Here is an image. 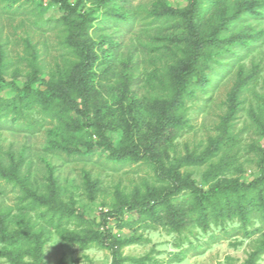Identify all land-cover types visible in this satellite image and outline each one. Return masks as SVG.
Segmentation results:
<instances>
[{
	"label": "rangeland",
	"instance_id": "obj_1",
	"mask_svg": "<svg viewBox=\"0 0 264 264\" xmlns=\"http://www.w3.org/2000/svg\"><path fill=\"white\" fill-rule=\"evenodd\" d=\"M64 1L94 42V60L85 72L89 85L82 88L89 115L72 113L69 126L38 105L0 115V169L15 170L14 178L0 176V228L39 236L43 264H113L108 249L83 242L104 232L126 241L120 264H264V250L258 253L264 219L258 212L247 224L227 218L200 226L195 220L198 207L212 209V200L201 199L213 185H256L264 172V0L204 4L199 31L210 33L226 21L218 35L224 41L201 50L204 80L194 78L189 94L167 114L175 76L194 41L172 13L189 0ZM244 1L260 5L230 21ZM62 16L59 4L49 0H0L7 64L0 101L13 100L12 84L21 89L30 78L33 50L42 79L76 87L79 58L66 38L78 29L67 27ZM166 116L172 127L157 138ZM99 134L140 158L120 161ZM179 178L194 182L197 198L189 190L170 192ZM251 195L256 198L255 191ZM165 196L185 215L178 229L166 210H159L156 222L147 214L117 212L123 202ZM52 200L55 210L47 204ZM107 212L113 215L102 226ZM31 248L30 242L0 241V264H13L6 254L18 264H36Z\"/></svg>",
	"mask_w": 264,
	"mask_h": 264
},
{
	"label": "trees",
	"instance_id": "obj_2",
	"mask_svg": "<svg viewBox=\"0 0 264 264\" xmlns=\"http://www.w3.org/2000/svg\"><path fill=\"white\" fill-rule=\"evenodd\" d=\"M52 3H57L60 9L63 11L62 21L63 23L71 28H77L78 32L75 35L69 34L66 41L70 47L73 48L77 58H79V82L76 87L73 86V81L65 85L62 79H42L39 76V69L34 63L36 60V52L33 50L30 55V65L33 69L32 74L29 79H27L23 88L19 89L12 84V88L16 92L13 100L0 101V115L2 113L19 114L23 109L32 108L33 105H38L42 108L44 112L55 118L63 126H69V122L66 118L72 113L81 115L82 117L89 115L87 96L82 88L89 85L90 76L85 73L88 66L91 65L94 60L95 53L93 51L94 42L88 37L85 29L81 24H76L71 19L72 10L69 5L64 0H49ZM211 3V0H189V5L179 12H173L172 15L176 16L175 19L182 23L183 29L194 38L193 48L189 52L188 61L185 63L183 68L175 76L173 82L174 96L169 105L164 106V112L167 114L173 105L181 100L182 97L189 94V86L192 84L194 78L198 80H204L201 75L199 56H201V50L218 47L220 43L224 40L218 39V35L223 30L226 21H222L217 26H213L210 33H205L199 31V23L204 15V6ZM205 4V5H204ZM255 5L259 6L258 2L255 1H244L241 2L238 9L235 11L234 15L231 17L230 21L237 20L242 14H247L254 12ZM264 10V6H260ZM264 12V11H263ZM263 12L260 13L263 15ZM181 25V26H182ZM231 43V41H229ZM230 46V45H228ZM5 54L0 46V83L4 81V73L6 69ZM197 82V81H196ZM37 84L36 88H33V84ZM81 88L80 91L75 88ZM135 124L136 120L133 118ZM173 119L168 116L164 117L162 125L156 130V137H160L162 131L165 127H172ZM103 140V145L111 153L116 154L120 161H126L128 156H132L135 160L139 159V154L128 151H122L113 147L112 141L107 138L104 134H99ZM90 146V145H89ZM154 161H157V157H152ZM195 162V161H193ZM196 162L203 163L204 159H196ZM1 167V164H0ZM1 177H15V170L4 171L0 169ZM264 180V172L262 176L257 180L259 183L254 185H244L238 184L237 182L229 183L226 185H221L219 183L212 186L208 191L206 196L202 197V201H207L208 203L212 200V209L207 211L205 207H198L196 212V221L200 226H205L209 220H220V219H231L238 218L242 223L249 221L250 215L254 212H258V215L264 219V186L261 182ZM170 192L175 191L179 193L181 190H189L191 194L195 195L197 198L200 194V190L195 186L194 182L189 179L179 178L174 187H172ZM255 191L256 198L254 199L251 192ZM223 198L225 203L223 205L219 204L220 199ZM234 198V200H233ZM214 200V201H213ZM257 201V203H256ZM50 207L55 210L54 200L47 201ZM213 204H217L216 206ZM202 206L201 203H199ZM124 210L135 211L140 214H147L152 221L156 222L161 216L158 215L159 210H166L165 216L170 220V224L176 229L181 227L185 215L178 212L174 208V205L170 202L169 198L165 196L164 198L152 199V201L147 202H123L118 208L117 212L121 213ZM55 213V212H54ZM56 214V213H55ZM113 213L107 212L102 214V226L106 225V222ZM54 217V215H52ZM176 226V227H175ZM66 239H70L67 235H62ZM37 235H33L28 232H16L10 233L5 228H0V241L7 243H20V242H30L31 257L36 264H43L41 261V247L42 243ZM73 240V239H70ZM83 242H94L100 246L108 249L111 252L113 264H120L121 255L120 248L126 245V241L118 240L112 238L108 233L93 234L84 239ZM264 250V241L259 247L258 253ZM9 261L13 264L16 263L11 255L6 254ZM245 264H251V260L247 261Z\"/></svg>",
	"mask_w": 264,
	"mask_h": 264
}]
</instances>
